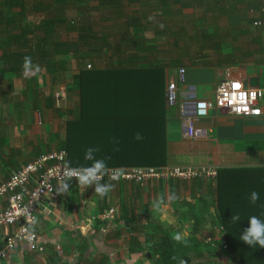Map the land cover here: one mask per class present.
Segmentation results:
<instances>
[{
	"label": "crops",
	"instance_id": "1",
	"mask_svg": "<svg viewBox=\"0 0 264 264\" xmlns=\"http://www.w3.org/2000/svg\"><path fill=\"white\" fill-rule=\"evenodd\" d=\"M262 6L264 0L127 2L122 6L123 18L99 25L109 33L108 39L82 52L71 49L67 54L55 52L49 44L45 59L40 54L34 58L40 71L31 78L23 76L20 63L5 64L3 54L11 50L0 47V181L41 153L64 149L67 123L78 119L81 111L80 98L73 93L74 80L87 68L88 57L89 64L100 69L105 57L120 59L115 66L121 67L133 63L162 66L166 88L168 82L178 80L179 67H185V82H179V89L191 103L214 100L217 84L223 79H239L251 88L250 79L258 78L259 87L264 88V27L253 25L264 16ZM6 38V34L0 36V40ZM106 43L112 44L111 48ZM61 88L66 92L60 102L54 93ZM261 102L263 114L257 118L236 116L226 109L212 110L196 123L198 128L209 130V135L197 140L184 138L179 103L168 105L167 166L264 167V96ZM216 182L153 180L143 186L110 182L114 189L104 197L95 194L94 186L85 188L73 182L66 193H59L62 184L58 185L57 197L45 202L52 212L40 211L33 226L46 242L45 251L35 253L21 245L11 261L0 264H79L81 253L88 258L85 264H155L152 247L160 232L181 234L182 240L217 239L220 235L221 224L214 222L218 214ZM157 198H163L159 209L153 206ZM110 208L118 210L120 224L109 226L103 234L100 223L92 217ZM84 222L87 225L82 226ZM11 231L10 227H0V248ZM215 255L218 258H211L209 253L193 256L192 261L233 263L225 254Z\"/></svg>",
	"mask_w": 264,
	"mask_h": 264
},
{
	"label": "trees",
	"instance_id": "2",
	"mask_svg": "<svg viewBox=\"0 0 264 264\" xmlns=\"http://www.w3.org/2000/svg\"><path fill=\"white\" fill-rule=\"evenodd\" d=\"M128 2L139 3L140 0ZM27 6H31V13ZM122 6L124 0H0V36L7 35L6 40H0V47L7 46L11 50L9 54H3V61L22 66L25 56L34 60L39 54L43 60L49 44L54 46L55 52L65 54L71 49L82 52L91 44L100 45L101 39L110 36L100 29L101 18L100 23L96 22L92 13L98 12L106 22L121 19L124 17ZM69 9L85 15L78 21L72 20ZM31 17L37 18L38 24L30 22ZM59 28L68 39L59 38L62 34ZM18 30L20 34L16 35L14 31ZM104 45L111 48L112 44ZM128 61L132 63V59ZM74 83L73 93L80 98L81 111L78 119L67 123V136L62 144L68 151L71 166H90L92 161L85 160L86 150L90 147L99 149L94 155L104 159L108 168L167 166L168 104L164 67L154 64L143 67L133 63L127 67L83 68ZM137 132L142 134V140L135 139ZM113 138L119 141L118 145ZM116 147L119 151H114ZM254 190L260 198L252 204L250 195ZM216 202L218 214L214 222L220 223L218 226L225 231L227 249L223 248L222 240L215 237H212L213 243L197 237L186 240L185 245L183 240L176 242L173 236L160 232L152 247L155 264H178L173 256L193 264V256H204L205 253L211 258L216 256L215 253L225 254L233 260L232 264H264V248L251 247L240 240L243 230L249 226L250 216L264 218V167L220 168ZM236 214L240 215L241 221L234 224L231 216Z\"/></svg>",
	"mask_w": 264,
	"mask_h": 264
},
{
	"label": "built area",
	"instance_id": "3",
	"mask_svg": "<svg viewBox=\"0 0 264 264\" xmlns=\"http://www.w3.org/2000/svg\"><path fill=\"white\" fill-rule=\"evenodd\" d=\"M264 15V6L261 7ZM254 27H264V16L258 17ZM90 68L91 65L89 64ZM186 68L179 67L178 80L168 83L165 98L167 104L172 107L179 103L182 120V131L187 140L207 138L209 130L198 128L196 123L205 119L216 108L226 109L231 114L243 118H257L263 114L262 99L264 88H249L239 79L220 80L216 87L214 100H200L189 102L186 93H181L179 82H185ZM239 85V87H237ZM65 88L54 93L56 101H64ZM68 162L66 149L52 150L41 153L33 161L29 162L11 177L0 181V227H10L11 232L6 234L5 244L0 248V262L11 261L12 254L21 245L28 246L35 253L45 251V241L33 231L34 223L39 212L50 214L52 209L46 205V201L57 197V186L66 182L63 175L65 162ZM109 172L103 177L102 182H127L144 185L148 181L168 182L173 179L186 182L195 180H216L219 168L215 167H186V166H132L129 168L110 167ZM111 175L119 176L117 180H109ZM77 183L73 178L69 183ZM118 210L110 208L101 214H95L92 219L100 223V231L103 234L109 226L116 227L120 224ZM109 224V225H108ZM108 226V227H107ZM220 235L217 240H222L223 248L227 249L225 231L220 226ZM214 238L206 239L207 243H213ZM60 250V247H58ZM196 264H215L211 262H197Z\"/></svg>",
	"mask_w": 264,
	"mask_h": 264
},
{
	"label": "clouds",
	"instance_id": "4",
	"mask_svg": "<svg viewBox=\"0 0 264 264\" xmlns=\"http://www.w3.org/2000/svg\"><path fill=\"white\" fill-rule=\"evenodd\" d=\"M150 20L154 19L153 17H149ZM159 27L163 29L165 26L164 24H159ZM23 76L25 78H31L32 76L36 75L39 71V65L33 63V58L31 56H25L23 58ZM114 139L115 144H119V141ZM136 140H142L143 136L141 133L137 132L135 135ZM98 148H88L85 153V160L92 161L90 166L86 167H73L71 166L70 162H65L63 175L67 178L66 182H64L60 188L59 193H66L69 188V181L75 178L78 181V186L89 188L94 186L95 194L99 195L100 197L106 196L110 191L114 189V184L108 182H102L103 177L108 174L109 169L107 163L104 159H97L95 157V153L98 152ZM114 151H119V148H114ZM119 176L111 175L109 180H117ZM174 198V197H172ZM259 193L257 191H252L250 195V201L252 204H255L259 200ZM163 203V198H157L154 202V208L159 209L161 204ZM264 215V214H262ZM231 221L235 223H239L241 221V217L239 214L232 215ZM249 226L243 230V234L240 237L247 245L253 247L258 245L260 248H264V218L261 216L252 215L248 218ZM35 223V221H33ZM172 239L176 242L182 241L181 234H174ZM185 245H187V241L183 240ZM173 260H177L178 264H188V261L183 258H178L176 256L172 257Z\"/></svg>",
	"mask_w": 264,
	"mask_h": 264
},
{
	"label": "rangeland",
	"instance_id": "5",
	"mask_svg": "<svg viewBox=\"0 0 264 264\" xmlns=\"http://www.w3.org/2000/svg\"><path fill=\"white\" fill-rule=\"evenodd\" d=\"M128 1L127 0H124V4L125 3H127ZM87 7H89V6H87ZM27 8H29L28 9V11H29V13H31L32 12V10H31V6H27ZM127 12L128 13H130V5H128V7H127ZM93 15H94V19L93 20H95L96 22H99L100 21V18H101V23H102V15H100V14H98V12H93L92 13ZM68 15H70V17H71V19L72 20H75V21H78L79 19H81L82 18V16H84L85 14H83V12L81 13V12H75V10L74 9H69L68 10ZM100 16V17H99ZM38 19L37 18H35V17H31V19H30V22H36ZM100 23V22H99ZM101 23H100V25H101ZM33 24V23H32ZM36 24L34 23V26H35ZM36 27V26H35ZM59 30V32H61V31H63V30H61V28H59L58 29ZM39 33V32H38ZM41 33V32H40ZM62 33V32H61ZM74 36H76V34L75 35H70V38H73ZM59 38H63L62 40H66V39H68L67 38V35H65L64 33H62L60 36H59ZM89 58V60H87V68H88V65H89V62H90V57H88ZM103 59V58H102ZM120 59H118V58H116V60H113L112 58H107V57H105V59H103L102 60V65H100V63H98L101 67H103V68H108V67H111V66H115V65H118L117 63H119L118 61H119ZM97 61H100L99 59L97 60ZM90 65H91V68L92 67H94V66H96L94 63H90ZM169 83V82H168ZM168 85V84H167ZM86 224V222H84V224L82 225V226H84ZM87 225V224H86ZM83 230H85V227L83 228ZM81 236V235H80ZM219 236V235H218ZM217 236V237H218ZM70 255H72V253L70 254ZM88 259V258H87ZM86 259V257H85V254L84 253H81L80 254V259H79V264H85L84 263V261L85 260H87Z\"/></svg>",
	"mask_w": 264,
	"mask_h": 264
},
{
	"label": "water",
	"instance_id": "6",
	"mask_svg": "<svg viewBox=\"0 0 264 264\" xmlns=\"http://www.w3.org/2000/svg\"><path fill=\"white\" fill-rule=\"evenodd\" d=\"M249 86L251 88H259V79L258 78H251L249 81Z\"/></svg>",
	"mask_w": 264,
	"mask_h": 264
},
{
	"label": "snow or ice",
	"instance_id": "7",
	"mask_svg": "<svg viewBox=\"0 0 264 264\" xmlns=\"http://www.w3.org/2000/svg\"><path fill=\"white\" fill-rule=\"evenodd\" d=\"M237 87H239V85H237Z\"/></svg>",
	"mask_w": 264,
	"mask_h": 264
}]
</instances>
